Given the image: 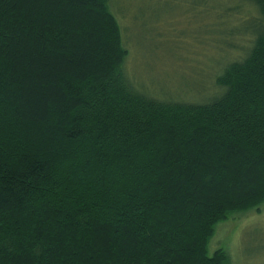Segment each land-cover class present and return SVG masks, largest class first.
<instances>
[{
	"label": "trees",
	"instance_id": "1",
	"mask_svg": "<svg viewBox=\"0 0 264 264\" xmlns=\"http://www.w3.org/2000/svg\"><path fill=\"white\" fill-rule=\"evenodd\" d=\"M215 94L125 70L113 0H0V264H230L215 225L264 202V0Z\"/></svg>",
	"mask_w": 264,
	"mask_h": 264
},
{
	"label": "rangeland",
	"instance_id": "2",
	"mask_svg": "<svg viewBox=\"0 0 264 264\" xmlns=\"http://www.w3.org/2000/svg\"><path fill=\"white\" fill-rule=\"evenodd\" d=\"M112 9L128 50L126 72L158 98L215 94L219 66L241 56L260 27L258 9L244 0H113ZM217 247L230 264H264V202L218 222L209 252Z\"/></svg>",
	"mask_w": 264,
	"mask_h": 264
}]
</instances>
